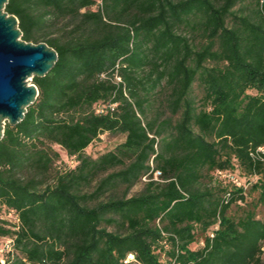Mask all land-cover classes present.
I'll list each match as a JSON object with an SVG mask.
<instances>
[{"label": "trees", "instance_id": "1", "mask_svg": "<svg viewBox=\"0 0 264 264\" xmlns=\"http://www.w3.org/2000/svg\"><path fill=\"white\" fill-rule=\"evenodd\" d=\"M5 10L23 39L57 52L0 138L5 264H264V0ZM105 131L124 140L85 154ZM55 144L73 166L57 165Z\"/></svg>", "mask_w": 264, "mask_h": 264}, {"label": "water", "instance_id": "2", "mask_svg": "<svg viewBox=\"0 0 264 264\" xmlns=\"http://www.w3.org/2000/svg\"><path fill=\"white\" fill-rule=\"evenodd\" d=\"M0 0V138L7 121L14 125L24 117L37 94L29 76H43L57 60L56 50L46 42L21 37L18 18Z\"/></svg>", "mask_w": 264, "mask_h": 264}, {"label": "rangeland", "instance_id": "3", "mask_svg": "<svg viewBox=\"0 0 264 264\" xmlns=\"http://www.w3.org/2000/svg\"><path fill=\"white\" fill-rule=\"evenodd\" d=\"M57 34H58V31L55 29L52 32L48 33L49 36H56ZM40 41L44 42L43 39ZM28 79H29L28 80L29 82H32V76H29ZM192 92H193L192 94L195 95L196 97H198L201 94V90L197 83L193 84ZM124 137L125 135L119 132L118 133H112L108 131L101 132L97 138L92 140V142H90L86 146V148L84 149V153L90 155L91 157H96L105 151L113 149L117 144H119L120 142L124 140ZM54 147L59 151V154H60V158H59L60 160L57 161V165H60L61 169H63V167H71L74 165L75 161H73V159L70 156L66 155L64 149H62L59 145H56V144L54 145ZM225 176H227V174L225 173L221 174V177H225ZM146 179L147 178H142V181L132 186V188L129 189L128 194L135 193L139 189H141L143 182ZM255 196H256V193L252 192L249 195V198L255 197ZM257 213L259 217L264 219V206L262 205L258 206ZM5 214L12 222L16 220V217L13 214H9V213H5ZM192 246H195V244H192ZM262 259L264 261V245H263V251H262Z\"/></svg>", "mask_w": 264, "mask_h": 264}, {"label": "built area", "instance_id": "4", "mask_svg": "<svg viewBox=\"0 0 264 264\" xmlns=\"http://www.w3.org/2000/svg\"><path fill=\"white\" fill-rule=\"evenodd\" d=\"M258 149L259 150H263L264 148L263 147H259ZM158 173H159V171H156L155 172V176H157ZM236 182L238 184L240 183L238 181H236ZM9 214H11V213H9ZM12 252H13V247H12V240H11V238L0 236V262L2 264H5L6 255L8 253L9 254H12ZM133 258H134L133 254L130 253L127 256V258L125 259V262H128V261L132 260Z\"/></svg>", "mask_w": 264, "mask_h": 264}]
</instances>
